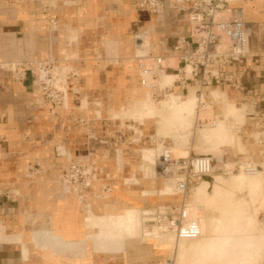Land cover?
Instances as JSON below:
<instances>
[{"label":"crops","instance_id":"obj_1","mask_svg":"<svg viewBox=\"0 0 264 264\" xmlns=\"http://www.w3.org/2000/svg\"><path fill=\"white\" fill-rule=\"evenodd\" d=\"M138 2L0 0V264H122V257L126 264H155L164 259L158 252L154 256L151 242L112 240L90 224L91 216L117 217L132 210L139 196L146 195L145 203L153 200L154 189L143 190L137 182V165L144 158L138 152L154 146V140L140 144L133 131L137 123L122 121L123 114L136 115L126 104L140 85L134 35L150 30L153 54L174 57L176 40L189 33V12L174 9L177 0H165L166 9L155 16ZM233 6L243 11L248 49L260 59L249 61L242 91L228 86L213 93L242 105L238 132L249 150L264 144V8L239 0ZM35 61L77 70L68 83L67 108L38 105L36 77L30 73L23 81L15 79L12 66ZM78 159L95 160L101 168L84 197L60 182L68 162ZM105 185L111 189L109 200L96 197Z\"/></svg>","mask_w":264,"mask_h":264},{"label":"rangeland","instance_id":"obj_2","mask_svg":"<svg viewBox=\"0 0 264 264\" xmlns=\"http://www.w3.org/2000/svg\"><path fill=\"white\" fill-rule=\"evenodd\" d=\"M135 89L132 94L134 98L127 100L126 104L128 108L133 106L132 113L136 115L123 114L122 121L129 125L137 123L134 127L136 131H133L136 132L135 138L142 140L140 144L149 137L154 140V146H143L138 152V155L144 158L139 160L137 165L140 176L137 182L143 190L154 189L151 196L153 200L145 203L146 195L142 198L139 196L134 208L126 211L138 224L137 235H132L131 230L127 229L128 226L121 223L120 215L96 218L97 221L91 216L93 218L90 219L91 226H100L102 236L112 240L131 237L138 238L137 242L153 243L154 256H158L157 252L159 256L164 255L163 260L155 259V264H242L241 260L244 258L247 259V264H259L264 258L262 238L264 237V152H261L264 150V144L259 148L250 147L249 150L243 148L239 138L241 134L238 132L242 124V115L239 112L227 114L226 110L229 105L234 106L233 102L228 104L222 96H215V92H212V97L207 98L206 104L200 106L198 110L196 108L195 113L187 120L182 115L175 120V116L178 115H172L167 107L162 108V104L172 106L177 102L168 101L170 98L155 99L140 85ZM213 100L216 102V107ZM235 106L237 111L242 107L241 104ZM213 107L216 108L215 113ZM217 107L221 109L223 116H220ZM203 110H208L211 115L203 112L201 119L205 122L201 120L202 123L209 124L211 119H215L219 124L217 128L224 124L221 128L223 129L221 137L215 136L210 139L213 136L211 130L207 131L210 127L205 129L198 127L197 121ZM208 120L209 122H206ZM144 123L147 125V130H144L146 127ZM165 146L175 147L177 157L211 156L214 159L215 170L212 178L204 179L196 186L190 185V192L184 198L177 192L176 177L180 173L177 170L167 169L160 161ZM245 164L257 167L259 173L254 177L258 178L260 185L258 188L251 187L250 181L247 180L254 177L242 175V172L246 173L242 168ZM98 167L100 168L99 164ZM240 175L246 177L243 185L233 186L231 178ZM203 181L211 182V187L206 189L205 193L201 191L204 196L198 190ZM60 182L62 184L61 178ZM146 183L153 185L146 186ZM110 195L103 193L98 196L102 200H109ZM200 196L209 198L205 200ZM212 198L215 201H208ZM184 205H186L187 219L197 224L199 232L195 237H181L173 231L174 227L169 226L163 216H160V213L169 214L168 219L171 221L172 216H177ZM211 238L214 239L212 243L209 240ZM221 242L223 246L218 251L216 246L218 248ZM183 246L188 249L187 252ZM97 249H101L100 244L97 245ZM121 262L126 264L123 257Z\"/></svg>","mask_w":264,"mask_h":264},{"label":"built area","instance_id":"obj_3","mask_svg":"<svg viewBox=\"0 0 264 264\" xmlns=\"http://www.w3.org/2000/svg\"><path fill=\"white\" fill-rule=\"evenodd\" d=\"M189 8L184 6V0H177L174 9L188 11L189 33L176 40L174 57L157 56L153 54L150 30H143L134 35L136 45L135 58L138 63L140 87L155 99L176 96L179 99L194 94L198 101L197 110L206 104L214 89L231 87L242 91L243 80L247 73L249 61L256 63V56L248 49L247 23L241 9L235 8L237 0H186ZM243 4L260 2L264 8V0H239ZM139 8L159 16L166 9L165 0H139ZM238 72H229L232 67ZM17 81L26 79L28 73L36 77L40 93L37 104L42 107H52L56 111L67 108L69 103L68 83L78 76L77 70L66 69L55 61L30 62L28 67L17 64L11 67ZM172 78L169 82L165 79ZM179 89L181 95H176ZM212 97V96H211ZM198 116V114H197ZM199 128L207 126L198 123ZM217 125L212 120L211 126ZM175 147L165 146L160 155V161L167 169L177 170V192L184 198L190 192V185L201 178L214 173V159L211 156H175ZM57 156H64L57 150ZM246 173L253 174L257 167L245 164L242 167ZM101 169L95 160H70L65 172L61 175L63 187L84 197L91 189ZM111 189L105 185L102 194H109ZM13 198L10 194H5ZM96 197H99L98 195ZM187 205V204H186ZM186 205L177 216L161 214L173 231L181 237H195L199 230L194 221L186 217ZM149 212H147V215Z\"/></svg>","mask_w":264,"mask_h":264},{"label":"bare ground","instance_id":"obj_4","mask_svg":"<svg viewBox=\"0 0 264 264\" xmlns=\"http://www.w3.org/2000/svg\"><path fill=\"white\" fill-rule=\"evenodd\" d=\"M172 78H168V79H165L164 80V82L166 83V82H169L170 80H171ZM215 96H217V97H220V95H219V93H215ZM216 97V98H217ZM171 100H173V101H175V102H177V103H174V105H172V106H169V105H163L162 104V108L163 107H167V110L169 111V112H172V115H178V116H175V120H176V118L177 117H179L180 118V116L182 115V117L185 119V120H187V118H189V117H191L194 113H195V109L197 108V105H198V101H197V99H196V97L194 96V94H191L190 96H188L186 99H184V100H182V99H179L178 97H176V96H171L170 97V99L168 100V101H171ZM166 104V103H165ZM171 104H172V102H171ZM192 104H193V106H192ZM191 106H192V108H191ZM190 108H191V110H190ZM227 112V114H234V113H238V111H237V108L236 107H234V106H232V105H229L228 106V109L226 110ZM203 112H208L210 115H211V113L208 111V110H203V111H201V114L199 115V119H198V122L199 123H202L201 122V115L202 114H204ZM185 115H187V116H185ZM183 119V120H184ZM178 120V119H177ZM183 120H180L181 122L183 121ZM202 121H204V120H202ZM177 122V121H176ZM183 122H185V121H183ZM205 122V121H204ZM206 122H209V120L208 121H206ZM223 122V121H222ZM211 123H212V119H211V122L209 123V124H205V123H203V124H205V126H207V127H210V129H208L207 131H212V137L210 138V139H212V138H215V136H218V137H221L222 135H223V133L221 132L222 130H221V128H222V126L224 125H222L220 128H217L218 126H219V124H218V122H217V125H215V126H211ZM179 125V124H178ZM185 126V125H184ZM166 128V127H165ZM167 129L169 130V126H167ZM175 130V129H174ZM182 130H184V128H182ZM220 130V131H219ZM175 132V131H174ZM258 171L256 172V173H253V174H246V173H244V172H242V175H246V176H249V177H254V176H257L258 175ZM242 175H240V176H233L232 178H231V182H232V185L233 186H237V185H239V187H241L242 185H243V182L245 181L244 179H246V177L245 176H242ZM247 180H249L250 181V185H251V187H253V186H256L257 188L260 186L259 185V182H258V178L257 177H254V178H250V179H247ZM214 182V181H213ZM210 184H211V182H209V181H203V183L198 187L199 189V191L201 192H203V193H205V190L206 189H208V188H210L211 186H210ZM201 189H204V191L203 190H201ZM197 190V193L199 192ZM208 191V190H207ZM202 192H201V194H202ZM219 192V191H218ZM217 192V193H218ZM216 193V194H217ZM207 194V193H206ZM205 194V195H206ZM203 195V194H202ZM199 196V195H198ZM204 196V195H203ZM202 196V197H203ZM201 197V196H200ZM202 197H201V199H202ZM204 198V197H203ZM205 198H209V197H206L205 196ZM204 198V199H205ZM211 198V197H210ZM215 198V197H214ZM214 198H212V199H208V201H215V200H213ZM203 199V200H204ZM205 200H207V199H205ZM92 220H93V218H91ZM96 221H97V219L96 218H94ZM134 217L129 213V212H126V213H124V214H122V215H120V221H121V223L123 224V225H127L128 227H127V229L128 230H131V233H132V235L134 234V235H137L138 234V224L136 223V221H134ZM204 228V227H203ZM205 229V228H204ZM204 229H202L203 231L202 232H204ZM263 239H264V237H262ZM210 240V243H212L213 242V240L214 239H209ZM185 242V241H184ZM184 244V243H183ZM223 246V243L221 242V243H219V245H218V248H217V246H216V249L219 251L220 250V248ZM183 249L185 250V252H187L188 251V249L186 250V247H184L183 246ZM193 250V249H192ZM184 255V257H185V253L183 254ZM241 263L242 264H247V259L246 258H244V259H242L241 260Z\"/></svg>","mask_w":264,"mask_h":264}]
</instances>
